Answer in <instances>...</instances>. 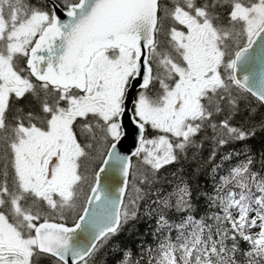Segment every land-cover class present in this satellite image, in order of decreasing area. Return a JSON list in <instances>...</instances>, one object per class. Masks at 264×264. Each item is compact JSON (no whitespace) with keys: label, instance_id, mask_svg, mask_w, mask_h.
Segmentation results:
<instances>
[{"label":"snow or ice","instance_id":"obj_1","mask_svg":"<svg viewBox=\"0 0 264 264\" xmlns=\"http://www.w3.org/2000/svg\"><path fill=\"white\" fill-rule=\"evenodd\" d=\"M0 264H264V0H0Z\"/></svg>","mask_w":264,"mask_h":264},{"label":"water","instance_id":"obj_2","mask_svg":"<svg viewBox=\"0 0 264 264\" xmlns=\"http://www.w3.org/2000/svg\"><path fill=\"white\" fill-rule=\"evenodd\" d=\"M126 144H127L129 147H134V145H132V138H130L128 141H126Z\"/></svg>","mask_w":264,"mask_h":264}]
</instances>
